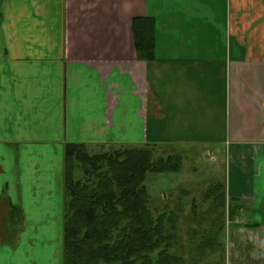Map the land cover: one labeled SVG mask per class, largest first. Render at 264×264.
Returning a JSON list of instances; mask_svg holds the SVG:
<instances>
[{
    "label": "crops",
    "instance_id": "0c3cea01",
    "mask_svg": "<svg viewBox=\"0 0 264 264\" xmlns=\"http://www.w3.org/2000/svg\"><path fill=\"white\" fill-rule=\"evenodd\" d=\"M138 17L155 21L149 62L138 58ZM169 137L211 157L225 148L234 215L249 210L241 228L264 235V0H0V153L14 159L0 194V264L15 260L2 246L45 222L23 193L31 174L41 186L50 167H64L66 144ZM55 151L59 163L35 160ZM47 228L35 232L41 241ZM249 243L239 263L264 264V242Z\"/></svg>",
    "mask_w": 264,
    "mask_h": 264
},
{
    "label": "trees",
    "instance_id": "16d2710c",
    "mask_svg": "<svg viewBox=\"0 0 264 264\" xmlns=\"http://www.w3.org/2000/svg\"><path fill=\"white\" fill-rule=\"evenodd\" d=\"M133 26L138 58L154 60V18H135ZM156 146L164 144L91 156L83 144L65 145L63 264H222L213 257L224 249V184L207 189L204 199L210 203L198 220L209 227L191 228L190 247H183L179 209L158 216L151 210L146 174L179 169V154L156 159ZM197 209L194 205L195 216Z\"/></svg>",
    "mask_w": 264,
    "mask_h": 264
},
{
    "label": "rangeland",
    "instance_id": "374dc122",
    "mask_svg": "<svg viewBox=\"0 0 264 264\" xmlns=\"http://www.w3.org/2000/svg\"><path fill=\"white\" fill-rule=\"evenodd\" d=\"M164 141V146L154 147V157H162L167 159L169 156L177 157L179 169L171 173H147L146 187L151 198V210L154 216L161 213L171 214L172 211L178 210L180 219L178 222L177 235L183 247H190L188 244L189 232L191 228L201 225L209 227L208 222H201L198 217L201 216L204 209L210 202H205L204 195L207 189L214 184L223 183L226 178V150L223 146H212L210 150L216 152L215 157H211L208 147L202 149L191 150L192 148L183 147L179 148L178 145H172V137L160 139ZM149 145V144H146ZM85 146V145H84ZM145 145L137 144H108L105 145H90L85 146L88 155H98L104 153H113L116 151H124L135 148H142ZM51 154L50 157L42 152L36 157L37 162H46L48 158L53 160L54 163H59L61 158L58 156V151ZM65 152V151H64ZM20 157L27 158L26 153L22 151ZM2 164L5 170L11 167L14 159L8 158L6 153H0ZM49 165V164H46ZM54 165V164H53ZM62 167V169H61ZM54 168L50 167L45 173L48 174V184L39 186L41 181H35L36 177L31 178L29 182L32 185L25 188L27 192L23 193L24 202L28 203V211H35L39 208L42 212L44 223L32 224L28 228H22L19 234L16 235L15 246L4 247L2 246L3 255L8 259L13 257L12 264H63V223L62 215H64V185L62 183V172L64 174V167ZM82 175L81 170H76V178ZM228 176V173H227ZM7 179V175H4ZM9 180H12L10 175ZM25 181V178H24ZM4 181L1 179L0 191L5 189ZM24 183V182H23ZM45 185V186H44ZM37 188L41 189L39 198H36ZM18 191L17 187L15 188ZM23 191V190H22ZM3 202V201H2ZM247 203L238 204L244 207ZM198 207L197 215L193 213V206ZM3 204H0L2 209ZM234 204L228 199L226 200V210L224 218V230L222 232V240L224 249L216 254L214 258H218L222 264H240L244 261L248 263L249 248L252 246L249 242L252 240L258 241L259 239L264 242V235H256L241 228L243 225L248 224L250 220V211L244 209L242 215L246 220L240 218L239 215L230 217ZM60 209L62 215L60 216ZM201 210V211H200ZM40 212V214H41ZM49 213V214H48ZM48 215V216H45ZM41 216V215H40ZM249 216V217H248ZM52 221L54 224H52ZM64 222V217H63ZM245 222V224H244ZM242 224V226L240 225ZM38 226L53 227L46 229V236L48 239H39V235L35 232L38 231ZM32 227H36L32 229ZM52 230V232H51ZM240 243V245L238 244ZM4 247V249H3ZM189 251V250H188ZM255 251V250H254ZM264 254V249L262 251ZM8 262V261H7ZM3 264V263H2Z\"/></svg>",
    "mask_w": 264,
    "mask_h": 264
},
{
    "label": "flooded vegetation",
    "instance_id": "af4514ba",
    "mask_svg": "<svg viewBox=\"0 0 264 264\" xmlns=\"http://www.w3.org/2000/svg\"><path fill=\"white\" fill-rule=\"evenodd\" d=\"M5 175V169L3 168V166L0 164V182H1V179L6 183H4V186H5V189H3V190H1L0 191V194H3V195H5L7 192H8V190H9V185H8V181H5L4 180V178H3V176ZM6 175H8V174H6ZM32 175V178H33V174H31ZM36 178H35V181H37V180H39V176H35ZM22 178H24V175L22 176ZM29 180L30 179H28L27 180V184L28 185H32V182H29ZM63 180V179H62ZM62 183H63V181H62ZM5 201H8L7 199L5 200ZM18 208V207H17ZM17 208H14V210L11 208L10 210L9 209H7V211H4L5 212V214H7V215H13L14 214V212H17V213H19V211H18V209ZM11 210H13V211H11ZM16 214V213H15Z\"/></svg>",
    "mask_w": 264,
    "mask_h": 264
}]
</instances>
